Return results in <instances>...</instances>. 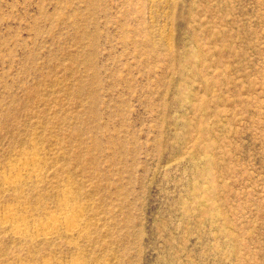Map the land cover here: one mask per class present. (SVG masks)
<instances>
[{
    "label": "rangeland",
    "instance_id": "374dc122",
    "mask_svg": "<svg viewBox=\"0 0 264 264\" xmlns=\"http://www.w3.org/2000/svg\"><path fill=\"white\" fill-rule=\"evenodd\" d=\"M0 264H264V0H0Z\"/></svg>",
    "mask_w": 264,
    "mask_h": 264
},
{
    "label": "bare ground",
    "instance_id": "6f19581e",
    "mask_svg": "<svg viewBox=\"0 0 264 264\" xmlns=\"http://www.w3.org/2000/svg\"><path fill=\"white\" fill-rule=\"evenodd\" d=\"M8 214L9 215H12V212H11V210L10 211H8ZM59 220H63V222H62V224L64 225V227H68V229L70 230V229H72L73 227H74V223H73V221L70 219H68V218H64V217H60V216H58V215H54V216H52L51 218H50V224H51V226H55L56 225V223L59 221ZM50 226V225H49ZM12 227V226H11ZM22 227V226H21ZM26 228V227H25ZM39 228H41V225H38L37 226V228H35V230L37 229H39ZM13 229H14V233H16V234H19L20 233V231H21V229H20V227L19 226H13ZM23 229V228H22ZM24 230V229H23Z\"/></svg>",
    "mask_w": 264,
    "mask_h": 264
}]
</instances>
